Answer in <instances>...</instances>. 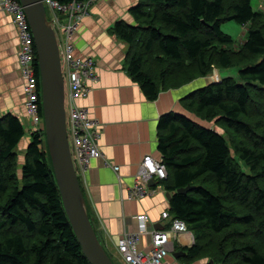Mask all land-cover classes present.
<instances>
[{
    "label": "trees",
    "instance_id": "1",
    "mask_svg": "<svg viewBox=\"0 0 264 264\" xmlns=\"http://www.w3.org/2000/svg\"><path fill=\"white\" fill-rule=\"evenodd\" d=\"M130 13L135 23L119 20L114 31L130 44L128 70L149 100L216 68L240 67L239 81H214L182 98L224 133L175 111L159 119L169 171L159 183L172 193L170 212L195 236L175 251L188 264H264V12L252 0H140ZM227 21L246 27L241 48L223 30ZM37 74L41 85L38 64ZM26 133L18 115L0 116V264H91L66 214L45 130L30 133L19 164Z\"/></svg>",
    "mask_w": 264,
    "mask_h": 264
},
{
    "label": "crops",
    "instance_id": "2",
    "mask_svg": "<svg viewBox=\"0 0 264 264\" xmlns=\"http://www.w3.org/2000/svg\"><path fill=\"white\" fill-rule=\"evenodd\" d=\"M139 1L96 0L74 37L77 54L93 56L99 73L94 91L78 99V103L86 107L102 125L99 143L104 158L91 160L88 172L81 176V182L93 223L110 254H115L116 243L124 233L139 230L138 215L149 216V230L166 227L168 220L162 218V213L170 211V201L165 186L154 180L156 184L151 186L156 191L142 198L131 197L130 191L137 181L143 157L146 154L161 156L158 150L160 117L175 111L195 118V114L183 105L182 98L213 82L208 77L204 81L197 78L180 87L162 90L156 100L147 98L128 70L130 44L114 31V25L119 20L135 23L130 8ZM252 4L254 10L264 12L262 0H252ZM17 50L16 28L0 7V116L12 112L24 123L23 110L18 111V104L23 100L24 80L19 70ZM25 137L17 147L24 158L22 164L31 141V137ZM113 165H119L120 171L116 172ZM151 239L150 231L141 233L140 247L148 250ZM194 243L192 231L173 235L165 264H188L183 258L175 256L172 249ZM206 262L207 259H200L191 264Z\"/></svg>",
    "mask_w": 264,
    "mask_h": 264
},
{
    "label": "built area",
    "instance_id": "3",
    "mask_svg": "<svg viewBox=\"0 0 264 264\" xmlns=\"http://www.w3.org/2000/svg\"><path fill=\"white\" fill-rule=\"evenodd\" d=\"M95 1L43 0L60 48L65 79L68 134L74 164L80 178L88 172L93 158H104L99 143L102 125L91 116L86 107L78 103V99L87 97L94 91L99 81L97 62L93 56L78 55L74 42L83 18L89 13ZM262 2L264 3V0ZM0 7L11 18L18 35V64L24 80V118L27 112L30 133L41 132L45 130V119L42 88L37 74L39 63L36 61L38 54L34 34L21 0H0ZM113 168L116 172L120 171L119 165H113ZM168 175V168L161 156L146 154L139 164L137 181L130 191V196L142 198L153 194L156 190L149 184L150 181H161ZM137 218L139 230L124 233L116 243V252L112 256L119 264H165L172 236L179 232L191 233L187 223L169 210L162 213V218L168 220L166 227L149 230L147 227L149 216L141 214ZM147 231H150L152 239L150 248L145 250L140 247V237L141 233Z\"/></svg>",
    "mask_w": 264,
    "mask_h": 264
},
{
    "label": "water",
    "instance_id": "4",
    "mask_svg": "<svg viewBox=\"0 0 264 264\" xmlns=\"http://www.w3.org/2000/svg\"><path fill=\"white\" fill-rule=\"evenodd\" d=\"M21 2L34 34L41 76L46 141L66 214L89 262L116 264L96 232L81 178L74 164L68 134L65 79L55 28L43 0ZM239 70L240 67L235 70L216 68L218 81L228 77L239 81ZM149 184L155 185L156 182L151 180ZM192 187H181L178 192L187 193ZM167 197L170 201V191ZM172 252L177 257L184 253L176 252L174 248Z\"/></svg>",
    "mask_w": 264,
    "mask_h": 264
},
{
    "label": "rangeland",
    "instance_id": "5",
    "mask_svg": "<svg viewBox=\"0 0 264 264\" xmlns=\"http://www.w3.org/2000/svg\"><path fill=\"white\" fill-rule=\"evenodd\" d=\"M255 6L257 7V5L255 4ZM258 8V7H257ZM222 28L224 31H226L227 33L231 34L233 39H234V44L232 45V47H236V48H241V45L243 44V41L244 39L246 38V33H247V30H246V27H241L240 24L234 22V21H227L226 23H224L222 25ZM237 67L234 66V67H231V68H227V69H232V70H235ZM215 71V72H214ZM214 71H212L210 74H208L207 76L205 77H199L201 78L202 81H204V79H206L207 77L208 78H211L209 76L213 75L214 73L216 74V69H214ZM217 75V74H216ZM197 79V78H196ZM209 81H212V78L209 79ZM22 104L24 105V102L23 100L21 102H19L18 106H19V110L18 111H21L23 110V113H25V106L22 107ZM23 108V109H22ZM17 111V112H18ZM25 119H24V126L27 130V133H26V139L28 137H31V134H30V131L28 130V125H29V116L27 115V112L25 114ZM195 119H197L202 125H205V126H209V127H214V128H217L220 132L224 133V130L220 127H218L216 125V123L214 121H207V120H201L199 119L198 117L195 116ZM44 123V122H43ZM227 139L229 140L230 142V137L229 136H226ZM45 138V142L44 144L47 146V141H46V134L44 136ZM231 143V142H230ZM48 148V146H47ZM20 152H22L20 150ZM233 155H234V152H232ZM25 156V155H24ZM24 160V158L22 156H20V153H19V164L21 165L22 164V161ZM243 164V168L246 172H249V168L244 164ZM21 174V173H20ZM205 243V242H203ZM204 260V259H203ZM206 260V259H205ZM118 264V263H117Z\"/></svg>",
    "mask_w": 264,
    "mask_h": 264
},
{
    "label": "bare ground",
    "instance_id": "6",
    "mask_svg": "<svg viewBox=\"0 0 264 264\" xmlns=\"http://www.w3.org/2000/svg\"><path fill=\"white\" fill-rule=\"evenodd\" d=\"M212 78V81H218L217 75L214 73L213 75L210 76ZM80 101V100H79ZM38 132V131H37ZM190 230V229H189ZM109 250V249H108Z\"/></svg>",
    "mask_w": 264,
    "mask_h": 264
}]
</instances>
